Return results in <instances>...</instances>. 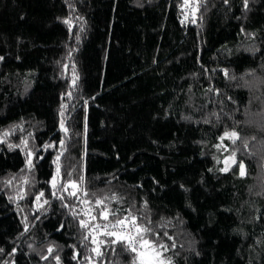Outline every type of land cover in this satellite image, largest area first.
Masks as SVG:
<instances>
[{
  "label": "trees",
  "instance_id": "1",
  "mask_svg": "<svg viewBox=\"0 0 264 264\" xmlns=\"http://www.w3.org/2000/svg\"><path fill=\"white\" fill-rule=\"evenodd\" d=\"M0 141V264H132L53 196L61 151L59 184L83 176L171 264H264V0H0Z\"/></svg>",
  "mask_w": 264,
  "mask_h": 264
},
{
  "label": "snow or ice",
  "instance_id": "2",
  "mask_svg": "<svg viewBox=\"0 0 264 264\" xmlns=\"http://www.w3.org/2000/svg\"><path fill=\"white\" fill-rule=\"evenodd\" d=\"M185 5L189 6V0H185ZM245 7H247V0H245ZM197 9L193 7V15L195 14V11ZM195 22V21H193ZM65 23H69V21H65ZM69 31L71 32V26L69 28ZM77 41L80 39L79 35H76ZM71 55V53L69 54ZM67 67V66H65ZM73 85L76 83L77 77L75 76V65H73ZM227 75V73H225ZM69 96H71V93H69ZM65 106L61 105V108L63 109ZM61 116H63V111L61 112ZM61 131L65 133V136L68 135V128L65 127L64 120H61ZM4 136L9 135L8 132H5L3 134ZM230 139L233 143H235L238 139H240L238 132L231 131V132H225L224 135L220 138L221 140L224 139ZM2 142V141H0ZM22 143L27 147L28 141H22ZM66 143L65 139H61L60 145L63 149L64 145ZM9 147H15V145H10ZM46 148L52 147L51 144L46 145ZM217 147H220L219 145ZM245 147H247V144L245 143ZM29 159L26 161L27 167L29 170L33 167V162L31 160V156L33 153L29 151L27 153ZM63 155V151L57 154V156L54 159V163L56 164V171L55 174L52 177V180L50 181L51 187L53 188V196H56L57 191H62L67 193L68 198H75L77 199L80 204L87 205L85 209H83L82 213H77L74 206L69 204H63L66 208L72 209V215L74 218H77V216H81L82 218L79 219V224L82 229H85L87 234L84 235L83 240L88 241L91 240V243L95 245L91 249V252L94 253L95 258H102L104 256V251H102V246L107 248V246H115L117 244L121 245L125 251L132 254V264H171V261L163 255L164 252L168 250V246L159 242L158 240L149 239V234L152 232V229L145 226L144 224H141L138 222V218L135 215H132L129 213V215L120 218L117 216L115 211L110 210L107 205L105 204V198H98L95 200V209H98V214H94V209L92 206V202L88 199H82L79 195L81 190V185L84 183V177H79V182L68 179L65 183L59 184L58 177L61 174V166H60V160L61 156ZM236 153L235 151L232 152V154L227 157L224 160L225 167L221 169V171H228L230 164H236ZM239 169H240V175L244 176L246 174L245 172V165L243 161L239 162ZM68 176L71 177V173H68ZM27 183V181H25ZM6 183H11V181H7ZM71 189V190H69ZM45 193L40 192L35 200L37 204V208H43L44 205H47L49 203L48 200H44L43 204L40 203L41 199L44 197ZM85 197L88 196L87 192H84L83 194ZM23 198V197H21ZM60 200H64V196L57 197ZM115 199V197H113ZM113 217V220H110L109 218ZM98 220L105 221V223L101 224L98 223ZM28 230V225H25V231ZM166 235V234H165ZM100 237H105L107 239H101ZM171 239V237H169ZM86 246V245H85ZM174 246V245H173ZM113 251H115V248H112ZM3 249H0V252H2ZM15 251V249L13 250ZM47 251L51 254L53 253L54 249L52 247H49ZM77 255L73 256V259H76ZM42 259L47 260L48 257L44 256ZM86 261H88V264H92L93 257L86 256L84 258ZM56 264H60V257L59 255L55 256Z\"/></svg>",
  "mask_w": 264,
  "mask_h": 264
},
{
  "label": "built area",
  "instance_id": "3",
  "mask_svg": "<svg viewBox=\"0 0 264 264\" xmlns=\"http://www.w3.org/2000/svg\"><path fill=\"white\" fill-rule=\"evenodd\" d=\"M80 203V202H79ZM79 206L81 207V211H83V209H85L86 207H85V205H82V204H79Z\"/></svg>",
  "mask_w": 264,
  "mask_h": 264
},
{
  "label": "rangeland",
  "instance_id": "4",
  "mask_svg": "<svg viewBox=\"0 0 264 264\" xmlns=\"http://www.w3.org/2000/svg\"><path fill=\"white\" fill-rule=\"evenodd\" d=\"M235 164H230V166H234ZM225 167V166H224Z\"/></svg>",
  "mask_w": 264,
  "mask_h": 264
}]
</instances>
